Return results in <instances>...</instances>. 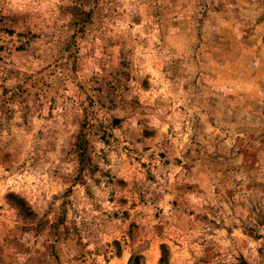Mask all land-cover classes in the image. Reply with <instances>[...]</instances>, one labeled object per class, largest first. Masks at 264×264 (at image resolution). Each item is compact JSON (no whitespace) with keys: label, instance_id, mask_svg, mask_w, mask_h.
I'll return each instance as SVG.
<instances>
[{"label":"rangeland","instance_id":"rangeland-1","mask_svg":"<svg viewBox=\"0 0 264 264\" xmlns=\"http://www.w3.org/2000/svg\"><path fill=\"white\" fill-rule=\"evenodd\" d=\"M264 264V0H0V264Z\"/></svg>","mask_w":264,"mask_h":264},{"label":"trees","instance_id":"trees-1","mask_svg":"<svg viewBox=\"0 0 264 264\" xmlns=\"http://www.w3.org/2000/svg\"><path fill=\"white\" fill-rule=\"evenodd\" d=\"M165 262V255L163 254V258L161 259V263L160 264H164Z\"/></svg>","mask_w":264,"mask_h":264}]
</instances>
